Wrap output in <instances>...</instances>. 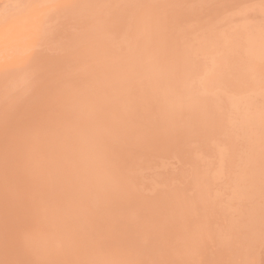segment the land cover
I'll list each match as a JSON object with an SVG mask.
<instances>
[{
  "label": "rangeland",
  "instance_id": "374dc122",
  "mask_svg": "<svg viewBox=\"0 0 264 264\" xmlns=\"http://www.w3.org/2000/svg\"><path fill=\"white\" fill-rule=\"evenodd\" d=\"M263 2L0 0V264H264Z\"/></svg>",
  "mask_w": 264,
  "mask_h": 264
},
{
  "label": "bare ground",
  "instance_id": "6f19581e",
  "mask_svg": "<svg viewBox=\"0 0 264 264\" xmlns=\"http://www.w3.org/2000/svg\"><path fill=\"white\" fill-rule=\"evenodd\" d=\"M134 1V0H133ZM133 3V2H132ZM142 3V2H141ZM264 3V2H263ZM111 4V3H110ZM88 6V5H87ZM141 6V5H140ZM127 7H128V5H127ZM132 7H133V5H132ZM136 7V6H135ZM125 8V7H124ZM129 8H131L130 6H129ZM128 8V9H129ZM82 9V8H81ZM140 9V8H139ZM264 9V8H263ZM86 10V9H85ZM177 10V9H176ZM51 11V10H50ZM53 11V10H52ZM135 11V10H134ZM170 13V12H169ZM127 14V13H126ZM159 14V13H158ZM262 14V13H261ZM114 15V14H113ZM134 15V14H133ZM174 15V14H173ZM38 16V15H37ZM95 16V15H94ZM115 16V15H114ZM170 16H172V15H170ZM259 17V16H258ZM117 18V17H116ZM140 18V17H139ZM182 18V17H181ZM255 18V17H254ZM109 19V18H108ZM174 19V18H173ZM184 19V18H183ZM117 20V19H116ZM115 20V21H116ZM125 20V19H124ZM129 20V19H128ZM186 20V19H185ZM237 20V19H236ZM257 20H260V19H257ZM39 21V20H38ZM180 21V20H179ZM194 21V20H193ZM19 23V22H18ZM168 23V22H167ZM12 25V24H11ZM30 25V24H29ZM41 25V24H40ZM36 26V25H35ZM59 26H60V24H59ZM151 26V25H150ZM161 26V25H160ZM59 28V27H58ZM10 29V28H9ZM49 29V28H48ZM11 31V30H10ZM31 33V32H30ZM29 33V34H30ZM241 33V32H240ZM34 34V33H33ZM254 34V33H253ZM1 35H3V34H1ZM37 35V34H36ZM41 35V34H40ZM54 35V34H53ZM52 36V35H51ZM53 37V36H52ZM255 37H257V36H255ZM10 38V37H9ZM8 39V38H7ZM238 39V38H237ZM58 40V39H57ZM241 40V39H240ZM39 41V40H38ZM48 41V40H47ZM43 42V41H42ZM56 42V41H55ZM124 42V41H123ZM53 43V42H52ZM57 43H58V41H57ZM56 43V44H57ZM125 43V42H124ZM124 43H122V44H124ZM264 43V42H263ZM51 44V43H50ZM68 44V43H67ZM244 44V43H243ZM247 44H249V43H247ZM125 45V44H124ZM132 45V44H131ZM244 45H246V44H244ZM137 47H138V45H137ZM54 48H55V46H54ZM127 48V47H126ZM126 48H124V49H126ZM123 49V50H124ZM136 50V49H135ZM146 50V49H145ZM225 50V49H224ZM253 50V49H252ZM46 51V50H45ZM226 51V50H225ZM48 52V51H47ZM136 52V51H135ZM139 52V51H138ZM147 52V51H146ZM229 52V51H228ZM241 52V51H240ZM254 52V51H253ZM258 53V52H257ZM262 53V52H261ZM233 54V53H232ZM223 55V54H222ZM245 55H247V54H245ZM253 55H254V53H253ZM261 55V54H260ZM264 55V54H263ZM141 56H142V54H141ZM224 56V55H223ZM248 56H250V55H248ZM248 56H246V57H248ZM39 57V56H38ZM226 57V56H225ZM251 57V56H250ZM262 57V56H261ZM264 57V56H263ZM37 59V58H36ZM130 59V58H129ZM224 59V58H223ZM230 60H231V58H229ZM248 59V58H247ZM253 59V58H252ZM257 58H255V60H256ZM39 60V59H38ZM234 60V59H233ZM233 60H232V62H233ZM261 60H263V59H261ZM47 61V60H46ZM70 61V60H69ZM245 61H247L246 59H245ZM250 61H251V59H250ZM258 61H259V58H258ZM29 62V61H28ZM35 62V61H34ZM141 62V61H140ZM244 62V61H243ZM43 63V62H42ZM101 63V62H100ZM132 63V62H131ZM251 63V62H250ZM236 63H234L233 64V66L232 67H234V65H235ZM245 64H247V63H245ZM255 64V63H254ZM34 65H35V63H34ZM39 65V64H38ZM131 65V64H130ZM129 65V66H130ZM147 65V64H146ZM243 65V64H242ZM249 65V64H248ZM247 65V66H248ZM256 65V64H255ZM53 66V65H52ZM236 66L237 65H235V68H236ZM31 67V66H30ZM36 67V66H35ZM39 67V66H38ZM120 67V66H119ZM135 67V66H134ZM6 68V67H5ZM9 68H10V66H9ZM42 68V67H41ZM229 68V67H228ZM238 68V67H237ZM248 68V67H247ZM11 69V68H10ZM28 69V68H27ZM32 69H34V68H32ZM132 69V68H131ZM148 69V68H147ZM14 70V69H13ZM22 70V69H21ZM21 70H19V71H21ZM29 70H30V68H29ZM122 70H123V68H122ZM144 70V69H143ZM234 70V69H233ZM2 71V70H1ZM28 71V70H27ZM33 71V70H32ZM38 71V70H37ZM126 71V70H125ZM232 71V70H231ZM236 71V70H235ZM249 71H250V68H249ZM105 72V71H104ZM147 72V71H146ZM251 72V71H250ZM32 74L34 73V72H31ZM111 73V72H110ZM227 73H228V70H227ZM1 74V73H0ZM3 74H4V72H3ZM2 74V75H3ZM13 74V73H12ZM230 74V73H229ZM232 74H234V73H232ZM237 74V73H236ZM5 75V74H4ZM8 75V74H7ZM10 75V74H9ZM14 75H16V74H14ZM29 75V74H28ZM27 75V76H28ZM34 75V74H33ZM32 75V76H33ZM95 75V74H94ZM117 75V74H116ZM224 75H227L226 73L224 74ZM1 76V75H0ZM119 76V75H118ZM229 76H232V75H229ZM228 76V77H229ZM17 77H19V76H17ZM24 77V76H23ZM224 77H226V76H224ZM234 77V76H233ZM2 78V77H1ZM5 78V77H4ZM3 78V79H4ZM30 79V78H29ZM92 79V78H91ZM230 79H231V77H230ZM235 79H236V76H235ZM234 79V80H235ZM15 80H16V78H15ZM96 80V79H95ZM229 80V79H228ZM4 81V80H3ZM13 81H14V79H13ZM237 81V80H236ZM22 82V81H21ZM226 82H227V80H226ZM225 82V83H226ZM20 83V82H19ZM4 84V83H3ZM2 84V85H3ZM24 84H25V82H24ZM31 84V83H30ZM151 84H153V82L151 83ZM1 85V86H2ZM13 85V84H12ZM113 85H115V84H113ZM120 85V84H119ZM254 85V84H253ZM9 86H10V83H9ZM249 86V85H248ZM3 87V86H2ZM234 87V86H233ZM250 87V86H249ZM252 87V86H251ZM254 87V86H253ZM118 88V87H117ZM120 89V88H119ZM248 89V88H247ZM244 90V89H243ZM118 92V91H117ZM93 93V92H92ZM55 95V94H54ZM116 95V94H115ZM36 96V95H35ZM26 97H27V95H26ZM32 97V96H31ZM129 97V96H128ZM158 98V97H157ZM22 99V98H21ZM19 100V99H18ZM133 100V99H132ZM151 100H152V98H151ZM161 100V99H160ZM33 101V100H32ZM70 101V100H69ZM134 101H136V100H134ZM164 101V100H163ZM14 103V102H13ZM152 103V102H151ZM156 103V102H155ZM38 104V103H37ZM113 104V103H112ZM5 105V104H4ZM39 105V104H38ZM109 105V104H108ZM130 105V104H129ZM185 105V104H184ZM184 105H182V106H184ZM7 106V105H6ZM112 106V105H111ZM152 106V105H151ZM160 106V105H159ZM163 106V105H162ZM167 106V105H166ZM144 107H145V105H144ZM172 108V107H171ZM187 108V107H186ZM2 109V108H1ZM106 109V108H105ZM164 109V108H163ZM8 110L9 109H7V112H8ZM162 110V109H161ZM181 110V109H180ZM190 110V109H189ZM157 112V111H156ZM167 112V111H166ZM138 113V112H137ZM162 113V112H161ZM165 113V112H164ZM185 113V112H184ZM188 113H190V112H188ZM233 113V112H232ZM130 114V113H129ZM135 113H133V115H134ZM8 115V114H7ZM53 115V114H52ZM125 115H126V113H125ZM139 115V114H138ZM142 115V114H141ZM140 115V116H141ZM165 115V114H164ZM185 115H186V113H185ZM194 115V114H193ZM197 115V114H196ZM168 116V115H167ZM48 117V116H47ZM182 117V116H181ZM3 118V117H2ZM140 118V117H139ZM144 118V117H143ZM196 118V117H195ZM165 119V118H164ZM168 119V118H167ZM173 119V118H172ZM179 119V118H178ZM208 119V118H207ZM114 120V119H113ZM133 120H135V118L133 119ZM141 120H142V118H141ZM219 120V119H218ZM1 121V120H0ZM79 121V120H78ZM115 121V120H114ZM126 121V120H125ZM162 120L160 119V122H161ZM204 121V120H203ZM202 121V122H203ZM206 121V120H205ZM259 121V120H258ZM110 123H111V121H110ZM128 123V122H127ZM146 123V122H145ZM156 123V122H155ZM192 123V122H191ZM196 123V122H195ZM198 123V122H197ZM225 123V122H224ZM137 124H139V123H137ZM152 124V123H151ZM189 124V123H188ZM203 124V123H202ZM208 124V123H207ZM210 124V123H209ZM107 125V124H106ZM160 125V124H159ZM180 125V124H179ZM34 126V125H33ZM51 126V125H50ZM129 126V125H128ZM153 126V125H152ZM18 127H19V125H18ZM146 127H147V124H146ZM162 127V126H161ZM122 128V127H121ZM145 128V127H144ZM214 129V128H213ZM113 130V129H112ZM124 130V129H123ZM148 131V130H147ZM123 132V131H122ZM133 132V131H132ZM153 132H155V131H153ZM162 132V131H161ZM176 132V131H175ZM144 133V132H143ZM162 134V133H161ZM184 134V133H183ZM124 135V134H123ZM131 135V134H130ZM141 135V134H140ZM155 135H156V133H155ZM171 135V134H170ZM128 136V135H127ZM137 136V135H136ZM163 136V135H162ZM139 137V136H138ZM145 137V136H144ZM169 137V136H168ZM123 138H125V136L123 137ZM129 138V137H128ZM127 138V139H128ZM132 138V137H131ZM148 138V137H147ZM154 138V137H153ZM175 138V137H174ZM116 139V138H115ZM167 139V138H166ZM177 139V138H176ZM184 139H186V138H184ZM119 140V139H118ZM124 140V139H123ZM130 140V139H129ZM117 141V140H116ZM151 141V140H150ZM168 141V140H167ZM184 141V140H183ZM118 142V141H117ZM126 142V141H125ZM135 143V142H134ZM143 143V142H142ZM104 144H106V143H104ZM116 144V143H115ZM118 144V143H117ZM151 144V143H150ZM158 144V143H157ZM119 145V144H118ZM146 145V144H145ZM148 145V144H147ZM165 145V144H164ZM115 146V145H114ZM121 146V145H120ZM129 146V145H128ZM152 146H154V145H152ZM91 147H93V146H91ZM119 147V146H118ZM122 147V146H121ZM150 147V146H149ZM167 147H168V145H167ZM176 147V146H175ZM129 148V147H128ZM152 148H154V147H152ZM163 148V147H162ZM96 149H97V147H96ZM116 149V148H115ZM122 149H124V148H122ZM136 149V148H135ZM181 149H183V148H181ZM95 151V150H94ZM103 151V150H102ZM120 151V150H119ZM145 151V150H144ZM170 151V150H169ZM114 152V151H113ZM124 152V151H123ZM154 152V151H153ZM119 153V152H118ZM132 153V152H131ZM150 153V152H149ZM167 153V152H166ZM178 153V152H177ZM264 153V152H263ZM137 154V153H136ZM160 154V153H159ZM163 154V153H162ZM208 154V153H207ZM110 155V154H109ZM124 155V154H123ZM139 155V154H138ZM151 155H153V154H151ZM126 156H127V154H126ZM180 156V155H179ZM138 157V156H137ZM114 158V157H113ZM136 158V157H135ZM122 159H123V157H122ZM132 159V158H131ZM167 159V158H166ZM173 159V158H172ZM121 160V159H120ZM21 161V160H20ZM125 161V160H124ZM129 161V160H128ZM102 162V161H101ZM107 162V161H106ZM123 162V161H122ZM131 162V161H130ZM143 163V162H142ZM195 163V162H194ZM21 164V163H20ZM151 164V163H150ZM196 164V163H195ZM207 164V163H206ZM47 165V164H46ZM121 165V164H120ZM130 165V164H129ZM148 165V164H147ZM117 166V165H116ZM132 166V165H131ZM159 166V165H158ZM152 167V166H151ZM178 167V166H177ZM23 168V167H22ZM142 168V167H141ZM180 169H181V167H180ZM26 170V169H25ZM112 170V169H111ZM120 170H122V169H120ZM124 170V169H123ZM199 170V169H198ZM24 171V170H23ZM115 171V170H114ZM186 171V170H185ZM172 172V171H171ZM158 174V173H157ZM159 174H160V171H159ZM164 174V173H163ZM172 174V173H171ZM174 174V173H173ZM172 174V175H173ZM176 174V173H175ZM123 175V174H122ZM143 175V174H142ZM145 175V174H144ZM154 175V174H153ZM162 175V174H161ZM128 176V175H127ZM126 176V177H127ZM133 176V175H132ZM169 176V175H168ZM174 176V175H173ZM176 176H177V174H176ZM176 176L174 177V179L176 178ZM145 177V176H144ZM179 177H180V175H179ZM210 177V176H209ZM159 178H161V177H159ZM168 178V177H167ZM178 178V177H177ZM201 178V177H200ZM141 179V178H140ZM181 179V178H180ZM169 180H171V179H169ZM181 180H183V179H181ZM133 181H135V180H133ZM193 182V181H192ZM212 183V182H211ZM5 185V184H4ZM209 185V184H208ZM247 186V185H246ZM4 187V186H3ZM197 187V186H196ZM199 187V186H198ZM207 187V186H206ZM131 188V187H130ZM202 188V187H201ZM211 188V187H210ZM209 188V189H210ZM173 189V188H172ZM180 189V188H179ZM10 191V190H9ZM208 192V191H207ZM68 193V192H67ZM136 193V192H135ZM182 194V193H181ZM7 195V194H6ZM134 196V195H133ZM183 196H185L184 194H183ZM25 197V196H24ZM27 198H29V197H27ZM174 198V197H173ZM165 200V199H164ZM169 200V199H168ZM177 200V199H176ZM180 200V199H179ZM166 201V200H165ZM181 201H183V199L181 200ZM126 202V201H125ZM139 202V201H138ZM194 202V201H193ZM12 203V202H11ZM25 203V202H24ZM183 203H185V202H183ZM189 203V202H188ZM28 204V203H27ZM140 204V203H139ZM176 204V203H175ZM191 204V203H190ZM19 205V204H18ZM125 206V205H124ZM123 206V207H124ZM192 207V206H191ZM165 209V208H164ZM194 209V208H193ZM206 209V208H205ZM11 210V209H10ZM211 210V209H210ZM183 212V211H182ZM185 213H186V211H184ZM200 212V211H199ZM204 212V211H203ZM246 212V211H245ZM76 213V212H75ZM164 213H166V212H164ZM205 213H206V210H205ZM180 214V213H179ZM188 214V213H187ZM190 214V213H189ZM193 214H196V213H193ZM230 214H231V212H230ZM208 215V214H207ZM213 215V214H212ZM246 215V214H245ZM190 216V215H189ZM191 216H192V219H193V215H192V213H191ZM199 216V215H198ZM197 216V217H198ZM212 217V216H211ZM227 217V216H226ZM230 217V216H229ZM139 218V217H138ZM146 218H148V217H146ZM186 218V217H185ZM220 218V217H219ZM241 218V217H240ZM248 218H250V217H248ZM145 219V218H144ZM177 219H179L178 217H177ZM191 219V218H190ZM204 219V218H203ZM252 219V218H251ZM187 220V219H186ZM197 220V219H196ZM195 220V221H196ZM212 220V219H211ZM235 220V219H234ZM11 221V220H10ZM9 221V222H10ZM15 221V220H14ZM18 221V220H17ZM180 221V220H179ZM198 221V220H197ZM209 221V220H208ZM215 221V220H214ZM246 221V220H245ZM177 222V221H176ZM231 222V221H230ZM180 223V222H179ZM179 223H178V225H179ZM200 223V222H199ZM211 223H213V222H211ZM184 224V223H183ZM229 224V223H228ZM171 225V224H170ZM195 225H196V223H195ZM215 225H216V223H215ZM243 225H246V224H243ZM176 226H177V224H176ZM182 226V225H181ZM204 226V225H203ZM195 227V226H194ZM193 226H192V228H194ZM201 227V226H200ZM206 227V226H205ZM213 227V226H212ZM17 228V227H16ZM177 228V227H176ZM184 228H185V226H184ZM214 228V227H213ZM225 228V227H224ZM242 228V227H241ZM174 229V228H173ZM181 229V228H180ZM186 229H188V227L186 228ZM185 229V230H186ZM198 229V228H197ZM226 229V228H225ZM237 229V228H236ZM2 230V229H1ZM34 230V229H33ZM144 230V229H143ZM179 229H177V231H178ZM202 230V229H201ZM234 230V229H233ZM3 231V230H2ZM20 231V230H19ZM174 231V230H173ZM181 231L182 230H180V233H181ZM222 231V230H221ZM241 231V230H240ZM40 232V231H39ZM195 232V231H194ZM198 232H200V231H198ZM213 232V231H212ZM214 232H215V230H214ZM229 232V231H228ZM237 232V231H236ZM235 232V233H236ZM243 232V231H242ZM18 233H20V232H18ZM23 233V232H22ZM145 233V232H144ZM197 233V232H196ZM204 233V232H203ZM206 233V232H205ZM204 233V234H205ZM224 233H226V232H224ZM39 234V233H38ZM182 234V233H181ZM185 234H187V233H185ZM192 234V233H191ZM201 234V233H200ZM232 234V233H231ZM246 234V233H245ZM34 235V234H33ZM189 235V234H188ZM203 235V234H202ZM208 234H206V236H207ZM214 235V234H213ZM236 235V234H235ZM240 235V234H239ZM3 236V235H2ZM177 236H178V234H177ZM193 236V235H192ZM203 236H205V235H203ZM144 237V236H143ZM149 237V236H148ZM195 237H198V236H195ZM145 238V237H144ZM191 238V237H190ZM213 238V237H212ZM236 238H239V237H236ZM147 239V238H146ZM193 239V238H192ZM201 239V238H200ZM209 239V238H208ZM170 240V239H169ZM199 240V239H198ZM215 240V239H214ZM235 240V239H234ZM240 240V239H239ZM243 240V239H242ZM142 241V240H141ZM182 241H183V239H182ZM189 241V240H188ZM197 241V240H196ZM190 242V241H189ZM210 242H211V240H210ZM205 243V242H204ZM153 245V244H152ZM196 245H197V243H196ZM204 245V244H203ZM205 245H207V241H206V244ZM204 245V246H205ZM210 245V244H209ZM213 245V244H212ZM174 246H175V244H174ZM90 247V246H89ZM97 247V246H96ZM178 247V246H177ZM193 247V246H192ZM195 247V246H194ZM209 247V246H208ZM175 248V247H174ZM173 248V249H174ZM190 248V247H189ZM197 248V247H196ZM205 248V247H204ZM86 249V248H85ZM194 249V248H193ZM192 249V250H193ZM216 249V248H215ZM94 250H95V248H94ZM177 250V249H176ZM192 250H190V251H192ZM214 250V249H213ZM26 251V250H25ZM87 251V250H86ZM179 251V250H178ZM195 251V250H194ZM193 251V252H194ZM126 252V251H125ZM24 253V252H23ZM175 253V252H174ZM190 253V252H189ZM196 254H197V252H195ZM194 253V254H195ZM219 253V252H218ZM25 254V253H24ZM192 254V253H191ZM190 254V255H191ZM88 255H91V254H88ZM151 255V254H150ZM172 255H174V254H172ZM187 255V254H186ZM217 255V254H216ZM171 256V255H170ZM180 257V256H179ZM182 257V256H181ZM180 257V258H181ZM191 257H192V255H191ZM38 258V257H37ZM206 258V257H205ZM208 258V257H207ZM25 259V258H24ZM175 259V258H174ZM186 259H187V256H186ZM186 259H184L183 260V262L186 260ZM190 259V258H189ZM188 259V260H189ZM192 259V258H191ZM204 259V258H203ZM30 260V259H29ZM172 260V259H171ZM176 260V259H175ZM202 261V260H201ZM23 262V261H22ZM37 262V261H36ZM177 262H179L178 260H177ZM186 262H188V261H186ZM192 262V261H191ZM17 263V262H16ZM25 263V262H24ZM23 263V264H24ZM7 264V263H6ZM11 264H13V262L11 263ZM170 264H171V261H170ZM189 264V263H188ZM194 264V263H193Z\"/></svg>",
  "mask_w": 264,
  "mask_h": 264
}]
</instances>
